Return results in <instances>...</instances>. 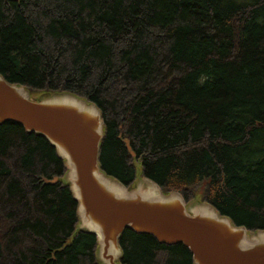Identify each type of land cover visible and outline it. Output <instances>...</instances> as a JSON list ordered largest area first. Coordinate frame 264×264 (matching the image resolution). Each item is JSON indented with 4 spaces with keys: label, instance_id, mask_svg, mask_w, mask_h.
I'll return each instance as SVG.
<instances>
[{
    "label": "trees",
    "instance_id": "1",
    "mask_svg": "<svg viewBox=\"0 0 264 264\" xmlns=\"http://www.w3.org/2000/svg\"><path fill=\"white\" fill-rule=\"evenodd\" d=\"M0 75L100 110L101 169L264 228V0H0ZM128 142L134 155L127 148ZM54 147L0 123V264H98ZM121 264H194L126 228Z\"/></svg>",
    "mask_w": 264,
    "mask_h": 264
},
{
    "label": "water",
    "instance_id": "2",
    "mask_svg": "<svg viewBox=\"0 0 264 264\" xmlns=\"http://www.w3.org/2000/svg\"><path fill=\"white\" fill-rule=\"evenodd\" d=\"M5 121L42 135L54 147L65 172L52 181L68 186L76 201L72 237L79 231L95 236L98 264H121L118 240L126 228L153 235L159 242L185 245L194 264H264V228L236 225L202 200L208 181L186 202L180 192H163L143 176L138 163L128 187L107 175L98 160L103 119L98 107L84 97L69 91L30 93L0 75V123Z\"/></svg>",
    "mask_w": 264,
    "mask_h": 264
},
{
    "label": "bare ground",
    "instance_id": "3",
    "mask_svg": "<svg viewBox=\"0 0 264 264\" xmlns=\"http://www.w3.org/2000/svg\"><path fill=\"white\" fill-rule=\"evenodd\" d=\"M31 92V91H30ZM38 135V134H37Z\"/></svg>",
    "mask_w": 264,
    "mask_h": 264
},
{
    "label": "rangeland",
    "instance_id": "4",
    "mask_svg": "<svg viewBox=\"0 0 264 264\" xmlns=\"http://www.w3.org/2000/svg\"><path fill=\"white\" fill-rule=\"evenodd\" d=\"M139 164V163H138Z\"/></svg>",
    "mask_w": 264,
    "mask_h": 264
}]
</instances>
